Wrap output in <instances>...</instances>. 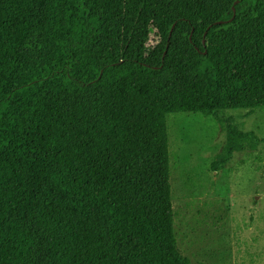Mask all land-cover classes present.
<instances>
[{
  "label": "trees",
  "instance_id": "trees-1",
  "mask_svg": "<svg viewBox=\"0 0 264 264\" xmlns=\"http://www.w3.org/2000/svg\"><path fill=\"white\" fill-rule=\"evenodd\" d=\"M259 107L264 0H0V264H197L166 115Z\"/></svg>",
  "mask_w": 264,
  "mask_h": 264
},
{
  "label": "rangeland",
  "instance_id": "rangeland-1",
  "mask_svg": "<svg viewBox=\"0 0 264 264\" xmlns=\"http://www.w3.org/2000/svg\"><path fill=\"white\" fill-rule=\"evenodd\" d=\"M166 115L174 233L197 264H264V142L233 153L223 169L227 123L264 139V107Z\"/></svg>",
  "mask_w": 264,
  "mask_h": 264
},
{
  "label": "water",
  "instance_id": "water-1",
  "mask_svg": "<svg viewBox=\"0 0 264 264\" xmlns=\"http://www.w3.org/2000/svg\"><path fill=\"white\" fill-rule=\"evenodd\" d=\"M215 24H218V23H215ZM173 26H174V25H173ZM173 26L171 27L169 34H171V32H172V30H173ZM205 34H206V33H204V36H205ZM203 42H204V40H203Z\"/></svg>",
  "mask_w": 264,
  "mask_h": 264
}]
</instances>
